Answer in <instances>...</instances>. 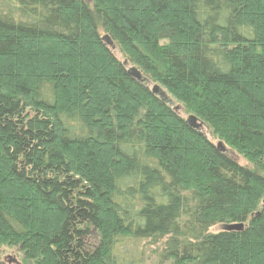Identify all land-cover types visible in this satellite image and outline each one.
<instances>
[{
	"label": "trees",
	"instance_id": "obj_1",
	"mask_svg": "<svg viewBox=\"0 0 264 264\" xmlns=\"http://www.w3.org/2000/svg\"><path fill=\"white\" fill-rule=\"evenodd\" d=\"M145 244L264 264V0H0V248L143 264Z\"/></svg>",
	"mask_w": 264,
	"mask_h": 264
},
{
	"label": "rangeland",
	"instance_id": "obj_2",
	"mask_svg": "<svg viewBox=\"0 0 264 264\" xmlns=\"http://www.w3.org/2000/svg\"><path fill=\"white\" fill-rule=\"evenodd\" d=\"M187 115L184 114L183 117L186 119ZM201 132H203L207 138L211 139V141L213 143H216L217 140L214 139V137H212V134L209 133L208 128L203 126L200 129ZM228 153H230L235 159L236 161L241 164V165H246L249 167H253V165L249 162H247L241 155L237 154L235 151H226ZM216 227L211 228V230H214ZM153 246H149L147 244L144 245L143 247V264H150L152 263L154 257L151 256V252L153 251ZM151 256V257H150ZM154 256V255H153ZM0 260H2L4 262V264H21L20 262V254L18 252H16L15 249H11L8 247H2L0 248ZM152 260V261H151Z\"/></svg>",
	"mask_w": 264,
	"mask_h": 264
},
{
	"label": "water",
	"instance_id": "obj_3",
	"mask_svg": "<svg viewBox=\"0 0 264 264\" xmlns=\"http://www.w3.org/2000/svg\"><path fill=\"white\" fill-rule=\"evenodd\" d=\"M85 1H89V0H85ZM101 41L107 45L108 47H110L111 49H114V43L112 42V40L110 39V37L107 34H104L100 37ZM127 73L129 76L135 78L136 80H138L139 82L145 83L147 82L146 78H144L141 74L140 71H138L135 67H129L127 69ZM151 90L153 93L158 94L163 100H167V96L165 94L164 91H162L157 85H153L151 87ZM178 106L174 107V110H177ZM185 123L190 126L191 128L194 129H198L200 130L202 128V124L200 122L197 121V119L192 116L189 115L187 116V118L185 119ZM217 148L220 149L221 151H224L225 149L222 148L221 143H217ZM223 230H240L242 229V224H229V225H224L222 227Z\"/></svg>",
	"mask_w": 264,
	"mask_h": 264
}]
</instances>
